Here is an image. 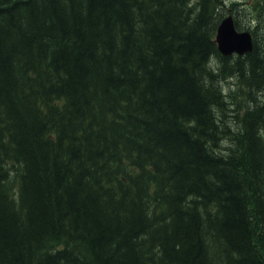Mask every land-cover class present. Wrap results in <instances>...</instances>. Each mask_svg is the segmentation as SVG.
<instances>
[{
	"label": "trees",
	"instance_id": "trees-1",
	"mask_svg": "<svg viewBox=\"0 0 264 264\" xmlns=\"http://www.w3.org/2000/svg\"><path fill=\"white\" fill-rule=\"evenodd\" d=\"M225 5L0 0V264H264V0Z\"/></svg>",
	"mask_w": 264,
	"mask_h": 264
},
{
	"label": "water",
	"instance_id": "water-1",
	"mask_svg": "<svg viewBox=\"0 0 264 264\" xmlns=\"http://www.w3.org/2000/svg\"><path fill=\"white\" fill-rule=\"evenodd\" d=\"M216 41L219 51L224 55H230L234 52L244 54L252 50L250 33H238L234 27L232 17H227L222 21L218 27Z\"/></svg>",
	"mask_w": 264,
	"mask_h": 264
},
{
	"label": "rangeland",
	"instance_id": "rangeland-1",
	"mask_svg": "<svg viewBox=\"0 0 264 264\" xmlns=\"http://www.w3.org/2000/svg\"><path fill=\"white\" fill-rule=\"evenodd\" d=\"M226 3V10H228V8H231L230 6H232L233 3H238L239 8L243 10H248L246 6H248V4L251 2V0H224ZM231 88V86L228 84H226L225 90L228 92Z\"/></svg>",
	"mask_w": 264,
	"mask_h": 264
},
{
	"label": "bare ground",
	"instance_id": "bare-ground-1",
	"mask_svg": "<svg viewBox=\"0 0 264 264\" xmlns=\"http://www.w3.org/2000/svg\"><path fill=\"white\" fill-rule=\"evenodd\" d=\"M232 13H233V12H232ZM230 90H232V89H230ZM230 90H229L228 92L226 91V93H229V92H230ZM230 93H231V92H230Z\"/></svg>",
	"mask_w": 264,
	"mask_h": 264
}]
</instances>
